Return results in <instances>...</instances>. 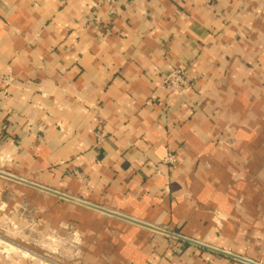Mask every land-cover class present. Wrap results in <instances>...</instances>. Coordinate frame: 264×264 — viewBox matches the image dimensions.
<instances>
[{
  "label": "crops",
  "instance_id": "1",
  "mask_svg": "<svg viewBox=\"0 0 264 264\" xmlns=\"http://www.w3.org/2000/svg\"><path fill=\"white\" fill-rule=\"evenodd\" d=\"M0 228V264H264V0H0Z\"/></svg>",
  "mask_w": 264,
  "mask_h": 264
},
{
  "label": "built area",
  "instance_id": "2",
  "mask_svg": "<svg viewBox=\"0 0 264 264\" xmlns=\"http://www.w3.org/2000/svg\"><path fill=\"white\" fill-rule=\"evenodd\" d=\"M126 0H96L97 6H104L108 9V13L112 14L115 9L121 3ZM160 85L162 89L174 96H183L186 94L190 87V82L186 77V74L181 68H174L162 74L160 79ZM97 143H101L104 136L100 133L96 134ZM163 165L174 167L177 163L176 157L173 154H167L162 162Z\"/></svg>",
  "mask_w": 264,
  "mask_h": 264
},
{
  "label": "water",
  "instance_id": "3",
  "mask_svg": "<svg viewBox=\"0 0 264 264\" xmlns=\"http://www.w3.org/2000/svg\"><path fill=\"white\" fill-rule=\"evenodd\" d=\"M60 197H62V198H64V199H67V200H69V201H72V202H75V203H78V204H83V205H86V206H88L87 204H84L83 202H79V201H77V200H74V199H72V198H68V197H65V196H60ZM89 207H91V206H89ZM93 208V207H92ZM96 209V208H95ZM182 240H184V238H181ZM186 240V239H185ZM184 240V241H185ZM186 241H188V240H186ZM246 263H248V264H254V263H252V262H248V261H245Z\"/></svg>",
  "mask_w": 264,
  "mask_h": 264
},
{
  "label": "rangeland",
  "instance_id": "4",
  "mask_svg": "<svg viewBox=\"0 0 264 264\" xmlns=\"http://www.w3.org/2000/svg\"><path fill=\"white\" fill-rule=\"evenodd\" d=\"M0 236H3V231H2V229L0 228ZM20 246H23V247H25V245H20ZM30 247V246H29ZM34 247V246H33ZM26 249H29L28 248V245L26 246ZM22 251H25V250H23V249H21ZM36 250H39V247H36ZM16 251V250H15ZM26 252V251H25ZM20 253V252H19ZM20 254H22L23 256H24V254L23 253H20ZM55 255V254H54ZM263 257H264V251H263Z\"/></svg>",
  "mask_w": 264,
  "mask_h": 264
},
{
  "label": "bare ground",
  "instance_id": "5",
  "mask_svg": "<svg viewBox=\"0 0 264 264\" xmlns=\"http://www.w3.org/2000/svg\"><path fill=\"white\" fill-rule=\"evenodd\" d=\"M9 249H10V250H15V248H14L13 246H10ZM17 249H18V248H17ZM19 252H20V253H23V254H26L28 257H29V255H30V254H28L27 252L22 251V250H19Z\"/></svg>",
  "mask_w": 264,
  "mask_h": 264
}]
</instances>
